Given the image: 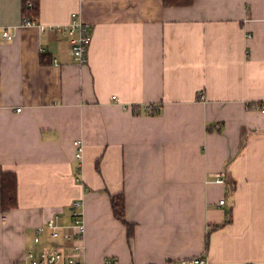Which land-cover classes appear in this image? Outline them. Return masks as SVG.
<instances>
[{"label":"crops","instance_id":"0c3cea01","mask_svg":"<svg viewBox=\"0 0 264 264\" xmlns=\"http://www.w3.org/2000/svg\"><path fill=\"white\" fill-rule=\"evenodd\" d=\"M39 1L26 26L24 0H0V264L65 245L47 222L69 225L76 201L81 263L264 264V0ZM72 13L93 33L86 65L54 30Z\"/></svg>","mask_w":264,"mask_h":264},{"label":"built area","instance_id":"2783aa9c","mask_svg":"<svg viewBox=\"0 0 264 264\" xmlns=\"http://www.w3.org/2000/svg\"><path fill=\"white\" fill-rule=\"evenodd\" d=\"M23 23L26 26L39 25V18L33 20H24ZM42 30L43 27H41ZM53 29V28H52ZM56 32L66 35L69 38L71 45V54L74 62L80 65H86L89 61L90 48L93 42V33L89 26L85 24L80 18L79 13H72L70 21L67 25L54 27ZM3 37L12 41L14 38L8 32L3 33ZM204 97L203 95L201 96ZM150 112H158L160 108L148 107ZM261 112L264 113V105L261 106ZM75 145L78 147L76 158L80 160L82 158L83 147L81 143L76 142ZM217 183L224 184L225 177L220 175L217 178ZM226 204V200L220 201L219 205L223 206ZM82 203L76 201L72 204L71 212V223L67 226L59 225L57 218H52L47 222V228L51 238L55 240H63V246H56L50 250L37 251L31 249L27 251L22 258L16 261L14 264H85L80 262L82 253V241L85 234V226L82 220V212L80 211ZM7 220L6 217L3 218ZM43 227L39 228L38 233H42ZM36 241H38L36 239ZM264 249V244H263ZM102 264H121L116 258L109 257L105 259ZM167 264H212L207 259L199 257L191 260H184L181 262H169Z\"/></svg>","mask_w":264,"mask_h":264},{"label":"trees","instance_id":"16d2710c","mask_svg":"<svg viewBox=\"0 0 264 264\" xmlns=\"http://www.w3.org/2000/svg\"><path fill=\"white\" fill-rule=\"evenodd\" d=\"M196 0H163L164 7L166 8H186L195 3ZM40 15V1L39 0H24L23 2V21L33 20ZM251 107V106H250ZM259 107V105H255ZM138 108L134 107L133 111L138 114ZM147 114H154L146 109ZM18 180L15 172L8 171L3 173L1 177V210L4 213H8L18 206L17 198ZM111 206L114 217L122 223L128 234V239L131 240L134 236L135 226L130 223L126 218V201L123 194L110 195ZM232 221L231 212L228 213L227 220L224 225L229 224ZM216 228H220L216 226Z\"/></svg>","mask_w":264,"mask_h":264}]
</instances>
